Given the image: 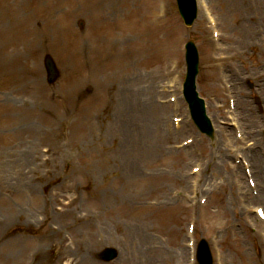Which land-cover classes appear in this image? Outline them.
<instances>
[{"label": "rangeland", "instance_id": "1", "mask_svg": "<svg viewBox=\"0 0 264 264\" xmlns=\"http://www.w3.org/2000/svg\"><path fill=\"white\" fill-rule=\"evenodd\" d=\"M210 5L219 31L224 35L225 47L234 45V50L242 54L235 59L239 67L237 75L242 74L243 81L251 74L257 82L256 77L264 73V62L259 59V47L252 48V45L256 42L261 46L264 38L255 36L254 31L264 28V22L257 27L252 18L253 15L264 18V0H210ZM228 5H233L235 10ZM83 7L80 0H71L64 7L63 16L54 19L58 24L31 78L34 83L29 84L27 73L21 74L17 67L6 66L0 59V264H27L33 250L38 252L30 264H55L59 249L66 253L68 264H108L97 258V252L106 246L118 247L121 252L120 258L109 264H133L128 261L127 252L136 249L137 244L127 243L132 241L131 233L138 231L146 238V249L155 247L153 252L146 254L148 260L166 251L161 264H188L187 206L198 207L205 193L201 192L202 182L189 177L191 166L197 162L196 155L186 150L179 153L175 149L192 130L188 125L180 131L173 129L171 111L165 112L158 104L159 99H167L173 91L174 85H169L172 75L166 77L162 70L164 62L151 56L147 64H134L123 73L122 80L114 84V90V80L108 79L107 71L114 70L116 64L110 62V57L105 61L104 56L99 65L103 71L99 78L104 83H96L94 75L89 81L81 80V74L75 69L79 57L75 58L73 52L78 49L82 54L83 44H94L97 24L102 25L98 15L87 16ZM25 11L26 2L0 0V36L2 26ZM78 19L86 22L83 30L76 25ZM245 24L250 26L246 34L241 27ZM184 29L182 27V31L171 36L175 56L180 62L176 75L179 79L183 69L180 48L188 36ZM208 30L206 22L196 23L188 31L185 29L205 55L212 42ZM246 39L251 45L247 49L243 47ZM156 47L154 44L148 55L154 53ZM45 53L55 58L61 72L60 79L53 85L46 82L42 62ZM86 60L91 68L93 51L86 52ZM208 71V65L203 64L199 81L200 90L207 98L210 95L204 83ZM86 75L84 77L90 76ZM259 84L257 92L264 105V80ZM241 89L244 93L239 99L251 106L254 125L261 129L264 113L263 118L255 117L257 108L247 100L251 94L249 88L243 85ZM215 95L220 101L226 98L223 89ZM130 101V113L126 116L125 105ZM146 108L151 113L153 133L144 123L142 113ZM209 110L217 121L225 114L213 101H209ZM222 130L226 132L218 127L213 143L196 139L199 148L203 146L211 154L207 193L211 191L215 197L208 212L211 218H206L205 229L200 224L198 232L206 237L216 233L222 245L226 242L223 248L227 253L231 251L229 257L233 264H251L252 261V264H261L256 258L257 237L247 232L246 238L245 231L248 226L253 227L256 220L254 213L246 212L252 210L253 205L248 203L244 192L241 199L238 198L240 194L234 195L229 174L223 177L220 170L217 174L214 172L215 166L219 169L221 164L218 159L221 158L222 138L226 136ZM258 139V146L264 150V138ZM228 144H232V139L228 138ZM78 160L81 165L77 166ZM127 163H130L128 172L124 169ZM25 177L32 184L23 189L20 186ZM260 181L264 184V175ZM221 203L226 208L225 215L221 210L218 215L214 213ZM244 212L247 217L243 216ZM233 214L243 226L247 224L245 229H236L241 238L235 243L227 242L230 233L224 227L229 226L221 224L224 218L232 222ZM64 236L71 242H66ZM104 236L111 242L105 244ZM59 242L64 247L58 249ZM17 243H22L26 251L18 258H11ZM181 247L185 256L179 260L176 255ZM252 250H256V254Z\"/></svg>", "mask_w": 264, "mask_h": 264}, {"label": "bare ground", "instance_id": "2", "mask_svg": "<svg viewBox=\"0 0 264 264\" xmlns=\"http://www.w3.org/2000/svg\"><path fill=\"white\" fill-rule=\"evenodd\" d=\"M63 1L64 0H37V5H39V8L46 14V19L44 20L45 27L42 29H36L32 25V22L34 23L37 20L34 14L27 16L28 18L18 15L14 21H7L2 26L1 44H3L1 46L2 51L0 52L3 61L6 63L5 65L23 67L26 64L31 69L35 68V58L42 52L44 45L48 42L51 35L50 26L47 25V23L51 20L57 7ZM155 2L156 0H87V3L94 12H98L102 16H109L115 13V16L107 21L111 28H106L107 33L95 42L96 57L99 63L107 52H110V58L116 62L115 69L107 71L109 80L115 81L118 79L122 71L128 70L133 63L146 62V57L154 47V44H157V47L154 49V53L151 54L158 53L161 44H167L166 38L170 34L171 27V19L169 18L170 5L168 1H166V3L164 2L161 6ZM244 29L248 31V28L246 29L244 27ZM163 30L164 35H161ZM5 40H7V43H4ZM86 47L85 45V48ZM213 68L217 71L218 66L213 65ZM100 69L101 68L96 69L94 73L96 83H104L99 78L100 74L103 72ZM32 83H34V81H31V84ZM131 103L132 101L125 105L126 116H129L130 108L128 106ZM142 115L144 116L143 119L144 123L147 125L146 127L149 128L148 131L153 133L151 113L146 108ZM30 157L31 153L27 156V159H30ZM130 163H127V167L124 166L126 172H128ZM132 163L134 165V162ZM253 163L255 169H260L259 172L256 170L258 183L261 176L260 172H262L264 168L257 159H253ZM25 179L20 186L23 189L26 188L23 186H27L28 184L30 187L32 184V181H29L28 177H25ZM252 179L254 180L253 177ZM25 181H28V183ZM16 182V184H19L18 181ZM130 237L132 241L127 244L131 246L137 244L136 249L127 252L128 257H130L128 261H133V264H161V261H163L167 255V252L163 251L162 254H156L155 258H150V260H148L145 258L146 254L153 252L152 250L155 247H147L148 249H146V238L141 235L139 231L137 233H131ZM102 239H104L105 244L111 242L106 236L102 237ZM59 246L64 247V244L59 242ZM25 251V246L22 243H17L14 247L15 253L11 255V258H18L22 256ZM177 254L176 258L182 260L185 256V251L180 248Z\"/></svg>", "mask_w": 264, "mask_h": 264}, {"label": "water", "instance_id": "3", "mask_svg": "<svg viewBox=\"0 0 264 264\" xmlns=\"http://www.w3.org/2000/svg\"><path fill=\"white\" fill-rule=\"evenodd\" d=\"M181 6H182L183 13L186 14V12H187V8H186L185 3H184L183 0H181ZM187 95H189V90L187 91ZM195 117H196V119L198 120V116H197L196 113H195Z\"/></svg>", "mask_w": 264, "mask_h": 264}]
</instances>
